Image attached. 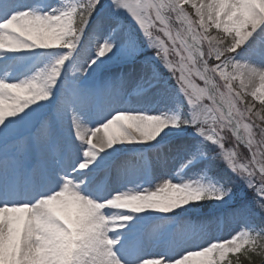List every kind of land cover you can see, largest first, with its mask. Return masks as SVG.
<instances>
[{
    "label": "snow or ice",
    "instance_id": "snow-or-ice-1",
    "mask_svg": "<svg viewBox=\"0 0 264 264\" xmlns=\"http://www.w3.org/2000/svg\"><path fill=\"white\" fill-rule=\"evenodd\" d=\"M258 258L264 0H0V264Z\"/></svg>",
    "mask_w": 264,
    "mask_h": 264
},
{
    "label": "trees",
    "instance_id": "trees-1",
    "mask_svg": "<svg viewBox=\"0 0 264 264\" xmlns=\"http://www.w3.org/2000/svg\"><path fill=\"white\" fill-rule=\"evenodd\" d=\"M241 259L243 260V257H241ZM244 264H247V262H246V261H244ZM256 264H260V259H259V258L257 259V262H256Z\"/></svg>",
    "mask_w": 264,
    "mask_h": 264
},
{
    "label": "rangeland",
    "instance_id": "rangeland-1",
    "mask_svg": "<svg viewBox=\"0 0 264 264\" xmlns=\"http://www.w3.org/2000/svg\"><path fill=\"white\" fill-rule=\"evenodd\" d=\"M225 235H227V233H225Z\"/></svg>",
    "mask_w": 264,
    "mask_h": 264
}]
</instances>
